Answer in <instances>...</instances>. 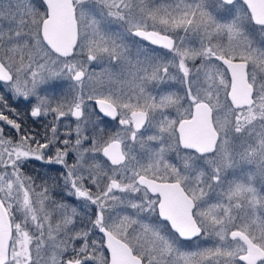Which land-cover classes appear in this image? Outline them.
<instances>
[{"label":"snow or ice","instance_id":"snow-or-ice-1","mask_svg":"<svg viewBox=\"0 0 264 264\" xmlns=\"http://www.w3.org/2000/svg\"><path fill=\"white\" fill-rule=\"evenodd\" d=\"M0 264H264V0H0Z\"/></svg>","mask_w":264,"mask_h":264},{"label":"trees","instance_id":"trees-1","mask_svg":"<svg viewBox=\"0 0 264 264\" xmlns=\"http://www.w3.org/2000/svg\"><path fill=\"white\" fill-rule=\"evenodd\" d=\"M36 170H37V171H40V172L47 171L46 168H41V167L39 166V163H38V162H37Z\"/></svg>","mask_w":264,"mask_h":264},{"label":"rangeland","instance_id":"rangeland-1","mask_svg":"<svg viewBox=\"0 0 264 264\" xmlns=\"http://www.w3.org/2000/svg\"><path fill=\"white\" fill-rule=\"evenodd\" d=\"M39 163V162H38Z\"/></svg>","mask_w":264,"mask_h":264}]
</instances>
